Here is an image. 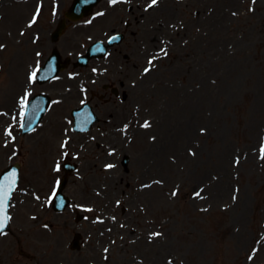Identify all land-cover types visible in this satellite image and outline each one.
I'll list each match as a JSON object with an SVG mask.
<instances>
[{"label":"rangeland","instance_id":"1","mask_svg":"<svg viewBox=\"0 0 264 264\" xmlns=\"http://www.w3.org/2000/svg\"><path fill=\"white\" fill-rule=\"evenodd\" d=\"M49 7L47 0V19L35 27L41 34L51 26ZM27 17L0 26V159L23 163L12 231L0 237L3 264L13 253L17 264H264V0H163L140 35L126 28L123 42L98 62L97 81L85 77V96L113 118L78 134L81 147L73 138L80 168L67 184L73 203L63 214L43 197L63 175L53 168L68 131L63 116L80 95L74 88L77 99L55 102L34 133L10 128L23 89L15 82L27 78L36 56H16L30 34L20 47L6 42V29L16 34ZM72 30L55 43L63 56L82 49L61 45ZM69 83L35 90L64 91ZM9 129L16 140L7 144ZM107 162L115 167L105 169ZM5 165L0 160V171ZM78 210L85 220L76 221ZM76 223L86 237L82 249L70 248Z\"/></svg>","mask_w":264,"mask_h":264},{"label":"snow or ice","instance_id":"2","mask_svg":"<svg viewBox=\"0 0 264 264\" xmlns=\"http://www.w3.org/2000/svg\"><path fill=\"white\" fill-rule=\"evenodd\" d=\"M111 2L116 3L117 0H111ZM157 3L158 0H151V4L149 5V7L156 5ZM0 47H2V45H0ZM145 71H148V69H145ZM35 77H36V73L33 72L31 74L30 79H34ZM144 126L147 127L148 126L147 123ZM262 152H264V148H262ZM107 167H112V165H108ZM10 191H11L10 186L6 187L5 185L0 184V232H2V230L4 229L8 219V217L5 214V208L7 207V200L10 195ZM173 195H175V193H173ZM197 195H199V193H197ZM154 235H160V234L155 233ZM105 251H107V249Z\"/></svg>","mask_w":264,"mask_h":264},{"label":"bare ground","instance_id":"3","mask_svg":"<svg viewBox=\"0 0 264 264\" xmlns=\"http://www.w3.org/2000/svg\"><path fill=\"white\" fill-rule=\"evenodd\" d=\"M14 82H15V81H14ZM22 84H24V81H22V80H18V81L15 82V86H16L17 89H19V88L22 86ZM13 92H14V91H11V94H13ZM13 96H14V95H12V96H10V97H8V98H13Z\"/></svg>","mask_w":264,"mask_h":264}]
</instances>
